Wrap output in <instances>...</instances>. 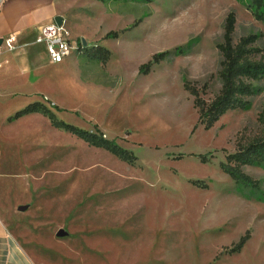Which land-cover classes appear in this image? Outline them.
<instances>
[{
	"label": "rangeland",
	"instance_id": "1",
	"mask_svg": "<svg viewBox=\"0 0 264 264\" xmlns=\"http://www.w3.org/2000/svg\"><path fill=\"white\" fill-rule=\"evenodd\" d=\"M54 2L79 52L32 81L0 80V224L14 245L31 264H264V165L240 167L255 189L220 167L264 136V77L245 80L255 92L210 128L183 86L205 104L218 94L229 12L232 44L258 35L248 57L264 60L247 0ZM165 51L175 54L152 62ZM34 102L133 159L40 113L13 118Z\"/></svg>",
	"mask_w": 264,
	"mask_h": 264
},
{
	"label": "trees",
	"instance_id": "2",
	"mask_svg": "<svg viewBox=\"0 0 264 264\" xmlns=\"http://www.w3.org/2000/svg\"><path fill=\"white\" fill-rule=\"evenodd\" d=\"M145 1L149 2L151 0ZM246 9L250 12L254 20L264 22V0H247ZM234 24V14L229 12L223 22L222 42L217 45L221 56L220 70L218 71L220 81L218 94L208 104H205L198 100L195 90L187 89L185 83L183 84L184 88L194 96L193 104L198 109V120L204 128H210L225 111L237 107L239 97L248 96L255 92L254 88L249 83H246L245 80H257L264 77V60L251 61L248 57V54L251 52L250 45L256 40L258 35L240 38L236 44H232ZM108 36L114 37V32L108 33L106 37ZM101 51H103V56L98 59L100 61L107 60L109 52L104 49H101ZM176 51H179V49ZM174 54V51L155 54L152 56V62L157 63ZM142 67L144 69L143 72H146L149 68L148 65H142ZM33 112L47 117L53 126L63 128L65 131L77 136L92 146L107 150L122 161H130L129 158L133 159L129 153L118 148L111 141L102 139L101 137L96 138L86 131L56 121L54 115L38 102L28 104L21 110H18L14 113L13 118ZM244 165H264V136L260 140H255L247 144L236 153L227 155L225 163L220 164L222 171L236 185L255 189L256 183L240 170V167Z\"/></svg>",
	"mask_w": 264,
	"mask_h": 264
},
{
	"label": "crops",
	"instance_id": "3",
	"mask_svg": "<svg viewBox=\"0 0 264 264\" xmlns=\"http://www.w3.org/2000/svg\"><path fill=\"white\" fill-rule=\"evenodd\" d=\"M56 16L54 0H0V39L9 34L15 37L12 51L0 48V80L24 76L32 81L34 69L43 63L54 64L45 57L43 47L33 43V39L37 28L52 22ZM0 264H31L1 224Z\"/></svg>",
	"mask_w": 264,
	"mask_h": 264
},
{
	"label": "built area",
	"instance_id": "4",
	"mask_svg": "<svg viewBox=\"0 0 264 264\" xmlns=\"http://www.w3.org/2000/svg\"><path fill=\"white\" fill-rule=\"evenodd\" d=\"M15 37L9 34L0 39V48L4 47L7 51H12L15 46ZM33 43L41 45L49 62L57 64L61 63L71 55L77 54L79 48L75 44L71 47L70 36L63 26L56 25L54 21L41 25L37 28Z\"/></svg>",
	"mask_w": 264,
	"mask_h": 264
},
{
	"label": "water",
	"instance_id": "5",
	"mask_svg": "<svg viewBox=\"0 0 264 264\" xmlns=\"http://www.w3.org/2000/svg\"><path fill=\"white\" fill-rule=\"evenodd\" d=\"M53 21H54V23L56 24V25H61L62 24V22H63V20H62V18L60 17V16H56V17H54L53 18ZM25 209V207L24 206H20V207H18V210L19 211H23ZM62 233L59 231L58 233H57V235H61Z\"/></svg>",
	"mask_w": 264,
	"mask_h": 264
}]
</instances>
